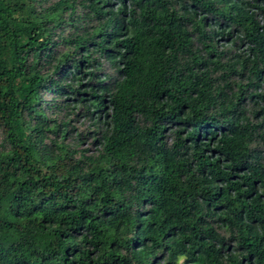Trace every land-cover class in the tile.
I'll list each match as a JSON object with an SVG mask.
<instances>
[{"label":"trees","instance_id":"trees-1","mask_svg":"<svg viewBox=\"0 0 264 264\" xmlns=\"http://www.w3.org/2000/svg\"><path fill=\"white\" fill-rule=\"evenodd\" d=\"M0 264H264V0H0Z\"/></svg>","mask_w":264,"mask_h":264},{"label":"rangeland","instance_id":"rangeland-1","mask_svg":"<svg viewBox=\"0 0 264 264\" xmlns=\"http://www.w3.org/2000/svg\"><path fill=\"white\" fill-rule=\"evenodd\" d=\"M83 83H85V81H83ZM78 115H79L78 117L77 116H75V117L70 116L69 117L71 119H74L70 124V128L80 130L81 132L82 131L86 132L88 129L93 131V127H92L91 123L88 120H85L81 116L80 111H78ZM83 138L86 139V136H83ZM82 147L91 148V146H89L88 140H85V142L82 144Z\"/></svg>","mask_w":264,"mask_h":264}]
</instances>
